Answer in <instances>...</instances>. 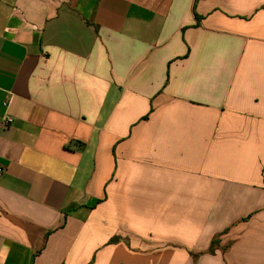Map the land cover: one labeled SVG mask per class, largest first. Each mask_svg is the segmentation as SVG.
Instances as JSON below:
<instances>
[{
    "label": "crops",
    "instance_id": "0c3cea01",
    "mask_svg": "<svg viewBox=\"0 0 264 264\" xmlns=\"http://www.w3.org/2000/svg\"><path fill=\"white\" fill-rule=\"evenodd\" d=\"M0 167V264H264V0H0Z\"/></svg>",
    "mask_w": 264,
    "mask_h": 264
},
{
    "label": "rangeland",
    "instance_id": "374dc122",
    "mask_svg": "<svg viewBox=\"0 0 264 264\" xmlns=\"http://www.w3.org/2000/svg\"><path fill=\"white\" fill-rule=\"evenodd\" d=\"M216 239H217V242H216V246L215 247H213V251H210V247L208 248V250L205 252V253H210V254H214V251L216 250V249H219L220 247V241L218 240V238L216 237ZM211 246V245H210ZM226 248H228L227 246H225L224 247V249H226Z\"/></svg>",
    "mask_w": 264,
    "mask_h": 264
},
{
    "label": "trees",
    "instance_id": "16d2710c",
    "mask_svg": "<svg viewBox=\"0 0 264 264\" xmlns=\"http://www.w3.org/2000/svg\"><path fill=\"white\" fill-rule=\"evenodd\" d=\"M216 242H217V239L216 238H214L213 240H212V242H211V246H210V251H213V247H215L216 246Z\"/></svg>",
    "mask_w": 264,
    "mask_h": 264
},
{
    "label": "built area",
    "instance_id": "2783aa9c",
    "mask_svg": "<svg viewBox=\"0 0 264 264\" xmlns=\"http://www.w3.org/2000/svg\"><path fill=\"white\" fill-rule=\"evenodd\" d=\"M12 122V119L11 118H6V124H9ZM3 173V168L0 167V175Z\"/></svg>",
    "mask_w": 264,
    "mask_h": 264
}]
</instances>
